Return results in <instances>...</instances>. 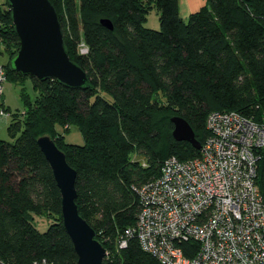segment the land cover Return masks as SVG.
<instances>
[{"label": "trees", "instance_id": "trees-1", "mask_svg": "<svg viewBox=\"0 0 264 264\" xmlns=\"http://www.w3.org/2000/svg\"><path fill=\"white\" fill-rule=\"evenodd\" d=\"M51 2L69 56L89 83L74 88L14 70L20 38L9 1H0V41L12 55L5 72L30 77L38 90L35 99L23 94L24 112L8 110L15 140L0 138V264H78L63 225L62 192L37 142L44 133L77 170L76 203L108 250L105 264H165L127 232L141 212L139 188L157 179L167 158L201 155L175 139L172 117L188 120L202 143L213 111L264 121V0H208L187 20L179 0ZM153 8L160 29L144 26ZM105 18L113 29L101 23ZM58 126H78L84 143H68ZM259 172L264 189V161ZM32 214L53 218L47 231L34 226ZM181 247L192 258L198 243Z\"/></svg>", "mask_w": 264, "mask_h": 264}, {"label": "built area", "instance_id": "built-area-1", "mask_svg": "<svg viewBox=\"0 0 264 264\" xmlns=\"http://www.w3.org/2000/svg\"><path fill=\"white\" fill-rule=\"evenodd\" d=\"M5 80L0 63V122ZM207 119L200 157L167 158L157 179L139 188L141 212L127 232L165 264H264V121L234 110ZM183 241L198 243L192 258Z\"/></svg>", "mask_w": 264, "mask_h": 264}, {"label": "water", "instance_id": "water-1", "mask_svg": "<svg viewBox=\"0 0 264 264\" xmlns=\"http://www.w3.org/2000/svg\"><path fill=\"white\" fill-rule=\"evenodd\" d=\"M12 9L13 23L20 38L18 53L12 59L13 69L38 79L56 78L70 87H85L89 83L87 72L73 61L65 47L59 14L51 0H8ZM102 24L110 29L109 19ZM176 140L191 142L200 150L202 142L188 120L182 116L172 117ZM37 142L52 170L62 192L63 225L72 238L78 255V264H105L106 246L98 240L96 231L80 214L76 203L77 170L74 169L64 150L49 133L37 137Z\"/></svg>", "mask_w": 264, "mask_h": 264}, {"label": "rangeland", "instance_id": "rangeland-1", "mask_svg": "<svg viewBox=\"0 0 264 264\" xmlns=\"http://www.w3.org/2000/svg\"><path fill=\"white\" fill-rule=\"evenodd\" d=\"M0 1L3 2L4 0ZM159 16V11L156 10V8H153L149 12L144 26L152 29H160ZM11 56L12 55L9 53L8 48H6V46L0 41V61L5 67L10 65ZM4 83L3 103L6 106V111H4V114L1 115L0 138L11 142L15 139L9 135L7 127L11 121L15 120H13L14 117L8 110L11 109L13 112L19 113L22 111L24 112L25 108H28L29 106L25 104L23 100V94L27 93L32 99H35L37 97L38 90L36 89L31 78L27 76L21 75L19 78H15L9 73L8 75L6 74V80ZM30 107H32V105ZM65 130L66 128L58 126V131L63 134L68 143L77 145L84 143V136H82L78 126H70L68 131ZM31 216H33L34 226L37 227L41 232L47 231L49 225L53 222V218L49 215L32 214Z\"/></svg>", "mask_w": 264, "mask_h": 264}, {"label": "crops", "instance_id": "crops-1", "mask_svg": "<svg viewBox=\"0 0 264 264\" xmlns=\"http://www.w3.org/2000/svg\"><path fill=\"white\" fill-rule=\"evenodd\" d=\"M208 0H179L181 17L185 20L194 12L200 10Z\"/></svg>", "mask_w": 264, "mask_h": 264}]
</instances>
